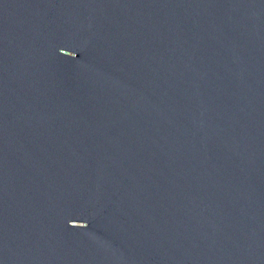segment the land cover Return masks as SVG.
I'll use <instances>...</instances> for the list:
<instances>
[{
  "label": "water",
  "instance_id": "water-1",
  "mask_svg": "<svg viewBox=\"0 0 264 264\" xmlns=\"http://www.w3.org/2000/svg\"><path fill=\"white\" fill-rule=\"evenodd\" d=\"M0 264H264V0H0Z\"/></svg>",
  "mask_w": 264,
  "mask_h": 264
}]
</instances>
